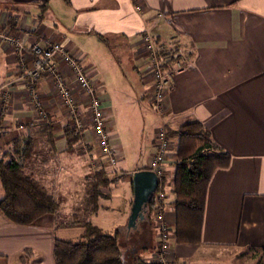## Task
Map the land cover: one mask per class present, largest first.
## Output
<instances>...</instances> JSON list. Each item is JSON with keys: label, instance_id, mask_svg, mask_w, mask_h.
<instances>
[{"label": "crops", "instance_id": "1", "mask_svg": "<svg viewBox=\"0 0 264 264\" xmlns=\"http://www.w3.org/2000/svg\"><path fill=\"white\" fill-rule=\"evenodd\" d=\"M48 1L0 0V29L10 33L28 32L21 52L23 60L10 46L0 43V89L10 92L6 111L0 117V159L12 147L13 141L30 138L33 152L23 165L24 171L42 183L60 203L59 189L71 175V170L78 171V176L87 182V177L96 170L91 165L92 159H96L101 164L99 168H104L109 176L116 178L121 174L102 162L89 125L81 131L74 153L64 150V126L68 125V120L57 98L52 77L45 76L35 85L46 118L39 119L29 102L22 72L32 64L30 45L35 42L44 45L45 38H51L83 56L107 115H110L111 108L116 107L109 88L101 84L96 61L92 70L86 55L46 23L43 16H21L17 13L18 8ZM70 2L93 13V35L101 38L115 36L123 40L128 48V69L134 76L138 75V80L134 81L133 105L136 103L148 113L147 116H150L149 112L156 115L157 121L149 126L144 142L141 139L136 141V138L133 141L108 126L110 144L118 154L117 165L121 172L148 169L156 150V132L162 119L167 128L173 129L185 120L199 121L210 131L213 141L230 154L229 166L215 170L209 181L201 242L178 244L173 239L170 242L171 263L264 264V0ZM145 33L157 42L173 41L187 55L186 68L174 76L173 84L164 91L162 118L151 103L153 79L144 71L146 54L142 38ZM66 82L78 102V113L87 119L88 99L77 90L68 74ZM174 152V148L170 149L163 165L166 178L172 173ZM55 157L62 163L50 165L48 161ZM61 171L65 172L64 177L58 175ZM109 186L101 188L102 194L93 198V224L101 228L99 215L109 207L99 199L110 197ZM86 194L89 195L90 191L87 190ZM171 202L164 203V216L169 228L175 222ZM130 205L126 195L121 221L116 224L120 234L126 233L124 250L134 238L140 241L142 224L149 215L146 214L145 220L138 222L134 229H128L125 222ZM71 217L75 218V213ZM57 218V215H45L36 225H19L0 216V256L4 263L24 264L19 256L29 248L32 255L26 260L28 263L54 264L53 226L50 221ZM41 221L50 225L40 226L38 223ZM153 243L158 245V239ZM156 253L157 247L142 251L140 255L154 260Z\"/></svg>", "mask_w": 264, "mask_h": 264}, {"label": "trees", "instance_id": "2", "mask_svg": "<svg viewBox=\"0 0 264 264\" xmlns=\"http://www.w3.org/2000/svg\"><path fill=\"white\" fill-rule=\"evenodd\" d=\"M40 5V4H38ZM47 7L45 4L41 5ZM167 137L175 142L172 164L171 202L175 213V222L170 231L175 243L199 244L205 211V202L209 181L219 168L230 164V154L220 148L212 139L210 131L199 121L190 119L181 122L177 128H167ZM65 151L73 154L81 139V132L74 133L64 126ZM0 159V181L3 196L0 199V212L7 222L19 225H36L45 215L56 216L60 205L55 195L32 175L24 171V163L33 152L30 138L13 141ZM115 176H109L104 168H97L87 177L90 198H97L101 188L108 187ZM166 172L160 177V185L166 180ZM161 188H159L160 190ZM149 215L143 225L140 241L133 239L125 250L120 241V232L104 231L90 221L82 224V235L77 241L54 238L52 255L54 264H159L140 255L142 251L153 250L155 221L150 219L156 209L154 197L149 202ZM76 224V223H75ZM126 243V242H125ZM32 255L29 248L19 256L25 263ZM0 264H5L0 256Z\"/></svg>", "mask_w": 264, "mask_h": 264}, {"label": "rangeland", "instance_id": "3", "mask_svg": "<svg viewBox=\"0 0 264 264\" xmlns=\"http://www.w3.org/2000/svg\"><path fill=\"white\" fill-rule=\"evenodd\" d=\"M46 4V8L41 6ZM18 15H36L43 16L46 23L50 24L56 31L62 34L66 41H70L74 47L86 55L88 63L91 64L93 70L94 61L100 77H102V85H105L110 90L109 92L115 98L116 107L110 109V115L106 116L107 127L115 128L120 133L134 141L144 140L148 136V128L151 123H156V115L149 112H143L137 104L133 105L134 97V81L138 80V75L132 74L128 69L127 46L123 40L115 36H105L101 38L93 35V13L87 8L77 7L70 0H49L48 2L40 3V5H28V8H18ZM94 63V64H93ZM93 77V73H92ZM101 87V86H99ZM106 105V102H103ZM149 117V118H146ZM109 130V129H108ZM111 131V128H110ZM136 143V142H134ZM175 147V142L171 143V148ZM50 165L61 164L62 161L55 157L48 161ZM116 171L121 175H117L114 181L110 184L108 192L110 197L107 199L100 198L104 204H107L109 209L104 210L99 222L102 229L112 233L116 230V224L120 220L123 213L122 205L125 201V196L128 195V201L133 200V189L131 187L132 173L121 172L119 165L115 166ZM114 169V170H115ZM68 172V171H67ZM115 172V171H114ZM65 172L58 173L64 177ZM69 178L65 179L63 186L59 189V205L60 209L57 214L58 218L55 221H50L53 226V238L68 239L77 241L82 235V224L84 221L93 223V200L90 194H86L89 187L86 180L82 176H78L79 172H71ZM123 174V175H122ZM167 181L160 185V191L164 196L162 200L165 202L174 200V192L172 190V174L167 177ZM127 192L125 193V191ZM3 196V190L0 185V199ZM125 211V209H124ZM75 213V218L71 214ZM0 216H2L0 212ZM150 219H154V211L150 215ZM75 221V222H73ZM49 222L41 221L40 226L50 225ZM76 223V224H75ZM65 224L63 227L56 226ZM127 225V221L125 222ZM130 236V235H129ZM158 235L153 234L156 241ZM120 241L122 248L125 247L126 233H121ZM30 259V258H28ZM126 264H129L128 258H125ZM26 261L24 264H33V261Z\"/></svg>", "mask_w": 264, "mask_h": 264}, {"label": "built area", "instance_id": "4", "mask_svg": "<svg viewBox=\"0 0 264 264\" xmlns=\"http://www.w3.org/2000/svg\"><path fill=\"white\" fill-rule=\"evenodd\" d=\"M27 31L10 33L0 29V43L6 44L18 53L21 60V52L24 49V40ZM143 49L146 54L144 71L153 79L151 103L154 110L162 118V99L174 80V76L182 72L188 62L183 48L173 41L157 42L149 34L143 35ZM33 59L30 67L22 72L27 85L29 102L39 119H45L46 114L35 85L45 76L53 79L57 98L68 120L69 127L74 133H80L86 125H89L94 133L95 142L102 162L105 166L115 168L118 154L110 144V133L106 125L107 113L102 106V101L93 80L88 71V65L82 55L70 51L62 42L45 38L44 45L39 42L30 45ZM63 66V68L61 67ZM66 74L73 78L77 90L88 101V118L77 111L78 102L72 88L66 82ZM10 92L8 89H0V117L6 111ZM172 140L167 137L166 122L161 120V125L156 132V150L152 154L147 170L154 172L159 180L165 173L164 162L170 151ZM92 167L99 168L101 164L96 159L91 161ZM164 194L158 191L154 196L156 209L154 210L155 229L158 235V245L155 261L159 264H172L170 259V242L173 240L172 232L164 216Z\"/></svg>", "mask_w": 264, "mask_h": 264}, {"label": "water", "instance_id": "5", "mask_svg": "<svg viewBox=\"0 0 264 264\" xmlns=\"http://www.w3.org/2000/svg\"><path fill=\"white\" fill-rule=\"evenodd\" d=\"M133 200L130 205L127 228L134 229L138 222L145 220L149 213V202L159 191L160 180L158 176L147 169L132 173Z\"/></svg>", "mask_w": 264, "mask_h": 264}]
</instances>
